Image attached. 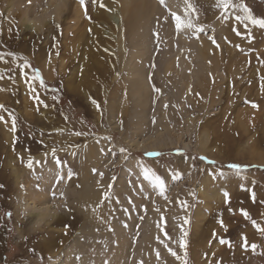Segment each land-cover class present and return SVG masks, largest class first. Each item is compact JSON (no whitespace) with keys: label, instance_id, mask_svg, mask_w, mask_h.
Instances as JSON below:
<instances>
[{"label":"rangeland","instance_id":"obj_1","mask_svg":"<svg viewBox=\"0 0 264 264\" xmlns=\"http://www.w3.org/2000/svg\"><path fill=\"white\" fill-rule=\"evenodd\" d=\"M63 1L42 20L46 0H0V264H264L257 230L264 229V162L251 155H264V27L236 19L246 15L239 7L222 11L218 0H171L192 5L182 69L173 12L168 0H154L163 11L152 16L149 48L137 57L147 72L140 95L124 64L131 31L120 5L145 10L149 0ZM232 2L264 19V0ZM152 135L164 144L134 147L151 145ZM144 168L164 180L163 194ZM27 179L47 190L54 211L80 220L38 223L25 201ZM84 189L83 202L106 211L108 230L86 228L78 206ZM46 227L65 235L52 251L42 240ZM242 237L255 250L243 248Z\"/></svg>","mask_w":264,"mask_h":264},{"label":"bare ground","instance_id":"obj_2","mask_svg":"<svg viewBox=\"0 0 264 264\" xmlns=\"http://www.w3.org/2000/svg\"><path fill=\"white\" fill-rule=\"evenodd\" d=\"M167 2L169 3V8H170L171 12L180 16L181 20L184 22L182 24L181 28L178 30V38H179V40L182 41V43H180V45H179L180 48L177 49L178 51L176 50V52L174 53V57L176 56L177 61L181 65L180 67L183 69L186 66V62L182 56V53L180 52V49L182 47H184L186 42L182 38L181 33L182 32H189L192 29L193 17H192V15H190L188 13L189 7L187 4L183 3L181 6L176 7L175 4L173 3V1L168 0ZM148 3H149L148 4L149 6L145 10L138 5L135 7L128 5L126 2H122L120 5L122 13L126 15L125 20L121 22L122 27H124V29H126V31H129V32L131 31V33H132V34L130 33L129 41H128L129 46H128V49L125 51L126 56L124 57L125 60L131 57V60H129L127 63H124V64L126 65V67H128L129 75H131V78L134 79L132 81V87L134 89V92L138 93L140 95L142 92H147V89H148V85L146 82V75H147L146 73L147 72H145L144 69L142 68V66L137 63V61H138L137 57L139 56L140 47H144V49H146V50H148V48H149L148 42H149V34H150L152 21H153L152 16L156 17L158 15V13L163 11L155 3L154 0H149ZM44 4L43 3L41 4L42 12L38 14L39 19H42V20H43V17L46 13H48L52 10L56 11V10L60 9L62 6H64L65 1H63V0H46V2ZM39 19H37V20H39ZM189 22L191 23V27L187 26ZM119 25H120V23H119ZM199 42H200V40H193V42H191L192 45H190V47L193 48V50L195 49L194 51H199L201 49V45ZM174 59L175 58H171V60H166L165 66H164L165 70L170 69L171 67H174L173 66ZM136 77H138V78H136ZM181 80H183L182 83L184 84V86H186L187 82L186 81L184 82L185 79H181ZM153 136L154 135H152L151 138ZM153 139H154V141L152 142L151 145H146V144H143L141 142L140 144L139 143L134 144V147H141L142 150L143 149L144 150H147V149L150 150V149H153V148H155L161 144H164V143H162V140L158 139L157 137H153ZM169 140H170V142H168V144L169 145L173 144L171 137H169ZM149 143L150 142H148L147 144H149ZM166 143L167 142H165V144ZM168 144H166V145H168ZM251 155H254L253 157H257L258 160H260V162L261 161L264 162V160L262 158V157H264V155H261V154H251ZM32 180L33 179H31V180L27 179V190H26L24 195L26 196L25 201L27 203V206L29 205L31 210L33 211V214H31V215H34L37 217L38 223H41L42 221L45 220V223L49 222L50 224L53 223L55 225H57V224L60 225V224L66 223V222L77 223L80 220L81 215L77 212H74V211L71 212L69 210H65L64 212L54 211L53 210L54 206L49 205V203L52 200L49 199L47 190L39 188V187L32 188V185H30ZM85 181L86 182L88 181L89 183H91L90 179H87ZM86 191H88V189H84V191H82L80 193V196H79L80 199H78L79 208L85 214L88 215V219L85 222V226L87 225L86 228H88L92 231H94L95 229L96 230L100 229V228L108 230L107 224H109L110 222L107 221V214L105 213L106 211L104 210V208L102 210L101 209L95 210V208H94V210L92 211L91 207L88 206L89 204H86L85 202H83V199H82L83 194H86V196L88 194V192L86 193ZM89 193L92 194V198L94 200L96 198L95 191L94 192L90 191ZM98 194H97V196H98ZM89 201H90V199H89ZM87 208L88 209L90 208V209L87 210ZM90 210H91V212H90ZM117 216L118 215H116V219L112 222L113 225H118L120 222L118 220ZM49 228L46 227V229H44V231H43L44 234H43L42 240L45 239L44 245L47 246V248H49V251L50 250L52 251V248L54 247V245L58 244L61 240H63L65 238V235L60 234L58 236V238H56V235H54L55 233H53L54 231L52 232V230H50ZM119 232H120V229H119ZM116 234L118 235L119 233L116 231ZM115 237H116L118 243H120V248L125 249L126 244H127L126 238L122 237L120 234L118 236H115Z\"/></svg>","mask_w":264,"mask_h":264},{"label":"snow or ice","instance_id":"obj_3","mask_svg":"<svg viewBox=\"0 0 264 264\" xmlns=\"http://www.w3.org/2000/svg\"><path fill=\"white\" fill-rule=\"evenodd\" d=\"M80 2H81V5L84 6V0H80ZM160 3L163 4L164 0H160ZM218 6L222 9V11H226L229 7H232V8L239 7V8H241L244 11V13H246V15L243 16V17L237 16L236 19H247L254 25H259L260 27H264V19H255V18H253L251 16L250 10L243 3H240V4L237 5V4L233 3L232 0H218ZM189 8L190 9L192 8L191 4H189ZM172 18H173V20L175 22L177 30H179L184 22L181 20V17L176 15L175 13L172 14ZM187 26L191 27V23L189 22ZM233 30L235 31V29H233ZM196 31H198V32L203 31V28L202 27L201 28H197ZM153 35L156 36L157 34L153 33ZM210 39H212V38L210 37ZM213 43H215V40H213ZM25 66H27V65H25ZM33 71H36V70H33ZM21 75L22 76L25 75L23 67L21 68ZM35 79L40 80V76H39L38 71L36 72ZM40 83H41V86H43V81L42 80H40ZM93 103H95V101H93ZM253 107H255V105H253ZM97 108L99 110V105L98 104H97ZM12 131L15 132V120L14 119H13ZM75 135H78V136L79 135H88V133L76 132ZM177 151L179 152V150H177ZM120 152L121 153L125 152V149L121 148ZM52 154H53V156H55V149H53ZM156 155H158V154H156ZM201 159H206V157H201ZM36 163L39 164V161H37ZM56 163H57L58 166L61 164L59 158H56ZM26 166L31 168L32 167V161H29ZM229 167L239 168V167H241V165L233 164V165H229ZM92 171H93V173H95L96 169H93ZM142 172H143L144 178L147 179V180H150L152 185H153V187L157 188L161 192V194H163L164 189H165L164 180L159 175H154L151 172L150 169L144 168V169H142ZM100 175H101V177H103V173H101ZM71 176H72V173L69 172L68 173V179H71ZM178 177H179V173H177L174 178H178ZM62 179H63V177L58 175L57 178H56V183L58 184ZM112 179H113V181H115L116 178L113 177ZM2 187H3V185H0V188H2ZM112 187H113V185L110 183L108 185V192L104 193L103 196H102L101 203H103L104 200H107V199L110 198V193H111ZM53 195H55V193H53ZM61 196H63V193H61ZM225 196L227 197V193H225ZM241 211H242V214L247 218L248 217V213L245 210H241ZM8 215L10 216L11 214L9 213ZM185 222H187V221H185ZM253 226L257 227L255 221H253ZM65 227L67 228L68 226L65 225ZM257 230L261 231V233L264 234V229H259L258 228ZM242 239L244 240V243L242 245L243 248H245L247 250L248 247H251L252 250H255V248H256L255 244H252V245L249 246L248 243H247V238L246 237H242ZM220 243L223 244V243H225V241L223 239H221ZM228 243H230V242H228ZM180 247L182 249L185 247V243H184L183 240L180 243ZM169 251L171 252V254L173 256L177 255L175 252H172L171 249H169ZM158 256H159V253H157V257ZM76 258H77V260L80 259L79 257H76ZM105 264H108V262L105 261ZM185 264H187L186 261H185Z\"/></svg>","mask_w":264,"mask_h":264}]
</instances>
